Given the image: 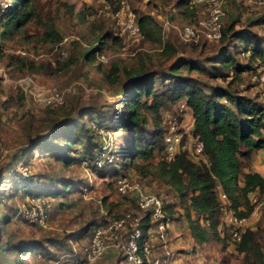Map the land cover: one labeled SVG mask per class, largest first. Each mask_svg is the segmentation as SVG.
<instances>
[{
	"label": "trees",
	"instance_id": "16d2710c",
	"mask_svg": "<svg viewBox=\"0 0 264 264\" xmlns=\"http://www.w3.org/2000/svg\"><path fill=\"white\" fill-rule=\"evenodd\" d=\"M175 6L181 17L195 15V9L190 7L189 0H175ZM117 7L118 5L113 10ZM68 10L70 13L73 11L70 7ZM86 10L88 13V9ZM87 13L78 11L79 20H84ZM136 19L139 32L144 38L160 40L163 37L161 25L150 14H139ZM30 22L41 29L35 35L29 34L26 28ZM235 24V19L222 22L221 37L213 41L214 49L206 55L203 53L205 42L199 44L200 39L190 46L196 55H176L165 69L156 71L144 66L120 69L116 63H111L104 77L111 84L120 83L116 90V101L105 104L113 107L110 115L108 111L111 108L107 107L105 111L90 104L65 107L66 100L63 105L43 106L47 117L58 118H53V124L44 133L28 137L19 144L16 148L18 150L10 155L8 161L0 162V186L5 184L0 187V206L5 207L8 199L16 197L18 193L24 197L41 195L50 199L51 212L53 200L66 197L74 189V182L65 176L48 177L42 173L26 177L15 169V164L24 157L27 160L35 153L51 157L63 168L80 164L83 158H91L101 148V142L98 141L101 135L91 126L94 123L112 134L121 130L123 144L125 143L119 149L120 164H114L115 160L105 163L102 168L97 169L98 173L102 172L103 177L112 174L117 176L121 168L135 167L139 171L145 169L160 185L173 192L175 201L164 202L165 212L169 218L174 213L184 217L196 243L200 245L219 240L224 247L228 236L234 241V249L242 253V264H264L259 229L246 226L240 231L239 237L233 236L223 219L224 204L219 197L221 191L225 193L227 207L237 216L250 214L254 205L250 201L252 193L260 199L264 198V176L252 168H245L255 151H264V103L256 101L236 87L243 72L264 67V36L253 28L254 25L264 24V14L244 26ZM16 34L35 36L42 42L52 44L62 37L50 15L45 17L36 10V0H8L7 6L1 11L0 38H13ZM107 37H112L115 41L118 39L108 30L99 32L96 44L82 52L83 59L92 61L102 51L103 39ZM164 49L169 54L175 53V49L169 45ZM240 53L248 54L247 63L239 61ZM8 61L9 64L31 72L48 74L52 68L50 62L36 61L20 54H10ZM59 66L66 67L68 62L60 63ZM192 71L223 81L224 84L210 83L192 76L189 73ZM120 73L123 74V79ZM23 95H8L0 104L5 110L9 109L13 105H19ZM180 101L185 106L180 111L190 112L193 121L191 132L202 141V154L196 160L186 150L178 151L170 160L163 157L168 119L162 116V112ZM178 120H181L180 115ZM112 136L114 139V135ZM112 150L115 157L116 149ZM156 155L160 159L154 164L150 163L149 160ZM138 159L140 163H137ZM7 186L12 188V192L7 190ZM122 198V202L129 204L130 209L127 211L115 215H110L107 211L98 219H88L63 235L52 234L44 239L15 238L16 236L11 240L0 239V264H15L16 260L12 255L14 251L55 264L54 258L61 252H71L73 243L79 245L87 242L95 225L107 217L119 216L128 211L140 217L142 237L146 236L147 228L153 224L148 212L138 207L133 195H122ZM17 210L18 206L13 208L12 214L2 213L0 224L4 226L6 221L14 217L42 227L20 219ZM224 228L227 233H224ZM86 235L84 242L80 243L81 238ZM114 249H119L122 254L119 259L125 260L123 249ZM160 250L157 249L161 252ZM221 264H229L228 259L223 258Z\"/></svg>",
	"mask_w": 264,
	"mask_h": 264
},
{
	"label": "rangeland",
	"instance_id": "374dc122",
	"mask_svg": "<svg viewBox=\"0 0 264 264\" xmlns=\"http://www.w3.org/2000/svg\"><path fill=\"white\" fill-rule=\"evenodd\" d=\"M123 1L124 3H121L122 0H36V10L45 17L50 15L61 36L68 35L71 37V40L64 45L67 54L62 57L59 53L60 49L53 50L52 43L42 42L35 36L16 34L13 38H0V67L3 68L4 72V74H0V101L8 95L16 96L18 93H22L17 80L24 74H30L38 82L53 84L63 90L66 99L65 107L90 104L106 111L108 106L105 104L116 101L118 98L116 90L120 83L111 84L104 77L111 63H116L120 69H137L144 66V68L157 71L165 69L176 55H196V52L190 49L191 43L184 41L179 34L181 26L185 22H189L192 16L181 17L178 8L175 6V0ZM117 5V9L113 10ZM68 7L72 8L71 13ZM86 9H88V13ZM119 9L121 12L117 13ZM127 10L135 13L136 17L143 13L154 17L161 25L163 37L160 40H153L144 38L141 33H132L127 28L125 29L121 21L128 22ZM78 11L87 13L84 20H79ZM263 14L264 7L249 9L244 0H232L225 7L223 23L235 19L236 26H244ZM205 16L204 11L198 8V14L195 18L203 19ZM26 28L28 33L33 35L41 30L33 22L28 23ZM253 28L264 36V24L254 25ZM104 30H108L111 35L118 37L116 41L112 37L103 39V49L98 54L102 53L105 61H100L96 56L92 61L83 59L82 52L93 47L99 32ZM202 42H205L204 55L214 49L215 42H206L201 38L199 44ZM166 45L175 49V53L165 52L164 47ZM22 47L29 49L36 61L50 62L52 66L50 72L48 74L31 72L9 64V55L18 54L16 51ZM238 57L239 61L248 62L247 53H240ZM63 62H68V66H59ZM259 70L260 68L243 72L241 80L236 83V87L263 104L264 84H260L256 78ZM189 73L210 83L224 84L223 81L214 80L194 71ZM120 77L123 79L122 73H120ZM23 97L19 105H13L6 110L0 104V162L8 161L10 155L18 150L16 148L19 144L25 142L28 137L44 133L53 124V120L58 118V116H53L54 119L47 117L42 105H38L24 95ZM108 108H111L108 111V115H110L113 107L111 105ZM175 115H180L181 125L189 128L190 112L188 110L184 113L181 112L177 103L170 105L168 109L162 112V116L166 119ZM112 135H114V139ZM110 136V148L113 149L112 151L116 149L115 157L113 156L114 164L119 165L121 160L118 154L121 144H125H123L124 137L121 130L116 131L115 134L110 133ZM98 141L105 143L102 139ZM159 157L156 155L152 160H149L150 163L154 164L160 159ZM23 159L26 166L30 168L32 175L42 173L48 177L65 176L74 182V189L66 197L53 200L46 226L39 228L13 217L6 221L4 226L0 224L1 240L6 238L11 240L13 236H16L15 238L38 237L44 239L52 234L63 235V233L84 224L88 219H98L107 211L110 215L127 211L130 209L129 204L126 201H121L123 199L122 194L116 188V179L122 176L137 181L142 188L158 194L166 203L175 201L173 192L160 185L150 173L145 172V169L139 171L135 167L121 168L117 176L112 174L105 177H103L102 172L98 173L95 169L91 179H88L86 169L81 163L63 168L55 163L51 157H43V155L40 156L36 153L28 157L27 160L25 157ZM137 163H140L139 159ZM245 168H254L264 176V157L259 159L251 157ZM7 187V190L12 192V188ZM26 197L18 193L16 197L8 199L5 207L0 206V217L2 213L12 214L13 208L20 206ZM170 220L167 247L175 256L172 264H221L223 258H227L229 264H242V253L234 249L235 245L231 237L227 236L224 247L219 240L204 242L199 245L189 234L184 217L174 213L173 216H170ZM249 220L253 228L259 229L264 249V206L257 202ZM223 231L227 233L226 228ZM228 231H230L229 228ZM87 235L81 238L79 242H84ZM7 253L9 254V252ZM12 255L16 260L15 264H52L49 261L24 256L16 251ZM120 255L122 254L119 249H112L91 264H127L122 258L119 259Z\"/></svg>",
	"mask_w": 264,
	"mask_h": 264
},
{
	"label": "built area",
	"instance_id": "2783aa9c",
	"mask_svg": "<svg viewBox=\"0 0 264 264\" xmlns=\"http://www.w3.org/2000/svg\"><path fill=\"white\" fill-rule=\"evenodd\" d=\"M232 0H189L190 7L195 9V15L185 22L179 34L184 41L197 43L201 38L207 41H216L221 37V25L225 16V7ZM238 1V0H235ZM121 3H124L122 0ZM249 9L264 7V0H244ZM7 6V1H0V13ZM198 8H201L205 17L196 19ZM121 9L117 13H120ZM128 22L124 28L132 33H140L135 13L127 10ZM71 40L68 35L62 36L59 41L53 44V50H59L62 57L67 51L64 45ZM22 56L35 58L29 49L22 47L16 51ZM100 61H105L104 55L96 54ZM0 74H4L0 67ZM256 78L260 84H264V67H262ZM17 84L25 97L31 99L42 106H59L65 103L63 90L56 85L38 82L32 75L24 74L18 78ZM179 110L184 109L182 101L177 103ZM94 129L98 130L101 139L100 150L93 153L89 159L83 158L80 163L86 169V176L91 179L93 170L102 168L105 163L113 160L111 153V136L109 130L99 127L93 123ZM180 150H186L193 158L198 159L202 154V141L191 132V128H185L178 120V115L168 119V127L164 134L163 157L166 160L172 159ZM15 169L23 176L32 175L30 168L26 166L24 159L18 160ZM34 180L35 177H32ZM116 188L122 195H133L136 198L140 209L148 212L150 220L153 222L147 230L146 236L142 237V230L139 226L140 217L131 211L115 217H107L102 222L95 225L87 242L82 244H72L70 251L61 252L54 258L55 264H91L96 259L102 257L106 252L114 248H122L125 260L129 264H172L173 255L167 247V232L171 220L164 209V201L161 196L146 191L137 181L130 180L122 176L116 180ZM219 197L224 204L223 219L229 226L233 236L239 237L240 231L246 226H252L249 218L258 202L264 206V198H258L255 194L250 195L253 209L248 216H237L232 209L227 207V197L222 191ZM260 200V201H259ZM51 201L46 196H27L23 203L18 206L17 216L27 222H33L41 226H46L49 221ZM160 243V244H159ZM160 248L161 252L157 251ZM163 248V250H162Z\"/></svg>",
	"mask_w": 264,
	"mask_h": 264
},
{
	"label": "crops",
	"instance_id": "0c3cea01",
	"mask_svg": "<svg viewBox=\"0 0 264 264\" xmlns=\"http://www.w3.org/2000/svg\"><path fill=\"white\" fill-rule=\"evenodd\" d=\"M192 118H191V115H190V123H189V128H191L192 127ZM264 151H262V150H257V151H255L254 153H253V155H252V157L253 158H261V157H264ZM253 170H256V169H254V168H252ZM256 171H258V170H256ZM259 172V171H258ZM187 229H188V227H187ZM188 231H189V229H188ZM190 234V233H189ZM193 239V238H192ZM193 244H195V242H193ZM198 252V251H197ZM174 256V255H173ZM174 258H175V256H174Z\"/></svg>",
	"mask_w": 264,
	"mask_h": 264
}]
</instances>
